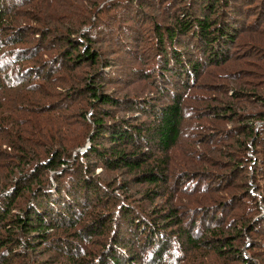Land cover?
<instances>
[{
    "label": "rangeland",
    "instance_id": "rangeland-1",
    "mask_svg": "<svg viewBox=\"0 0 264 264\" xmlns=\"http://www.w3.org/2000/svg\"><path fill=\"white\" fill-rule=\"evenodd\" d=\"M7 1L10 2L6 8L4 7L5 12L11 13L16 8H18L19 12L18 17H13L15 20L13 22L16 24L14 28H8L5 24H0V43L6 37H14V29L20 32L28 27H33V24H35V35L31 36L35 42L30 44L32 46L35 43V47L30 56L32 57L31 59L17 62L18 58L28 57V54H23L21 51L24 46L13 45L7 47L3 44L0 45V70L2 71V75H11V80L13 81L25 80L21 76H18L16 72L19 70L28 71L31 64L36 60L37 64L35 70H33V75H36V71L39 73L37 69L41 68L43 74L48 75V79L45 80L42 75H39L36 76L38 78L33 77L32 80L26 81L25 84L31 83L30 85L34 88L42 87L51 95L36 94V105L46 107L52 105L54 109L56 105L59 109L53 110L50 115L58 120V124H61L62 117H68L70 121L69 126L66 128L58 129L59 125L58 127L55 124L49 125L48 131L50 132V136L42 137L34 143L37 152L40 154H43L44 147L54 150L63 149V151H66V154L62 155V157H65V160L71 161L75 158L73 156L77 152L82 154L90 149L92 145L91 137L95 130L98 129L95 123L93 124L94 116L95 118L101 117L105 111H109L111 113L110 116L105 117L103 115L105 123L108 125L116 124L123 120V118L141 115L140 112L133 113L130 111L132 99L142 101L150 96L157 97L155 98V107L152 108V111H155L167 104L173 103L174 99L186 89L179 90L182 87L176 77L161 78L158 52L161 51V48L165 47L166 43L164 45L162 42L158 43V30L162 26L156 29V24L160 22L164 25L171 23L172 20L167 14L173 15L175 12L180 16L181 11L178 9L182 10V8H186L184 10L185 13L188 11L192 12L191 5L189 6L187 2H180L177 7H170L169 3L167 5L165 2H162L165 3L162 7L160 2L155 3L151 0L152 2L149 3L148 0H141L143 8L141 7L142 9H140L139 14L142 16L145 13V15L138 21L140 33L132 37L124 33L126 26L123 27V25H126L124 23L128 21L126 19L127 12L132 9H139V4L136 6L134 0H68L66 9H63V0H47L45 9H43V4L38 6V0L30 4H24L26 0ZM76 1H80V3L78 14L75 18L85 20V23H83L80 33H75V39L80 40L81 35L83 36L84 33H90L89 35H92L94 39L97 37L95 39L96 42L93 43L92 41L90 47L100 55L99 61L104 63L110 61L111 65L104 68L106 75L105 73H101L103 70L101 63L95 67L84 64L82 65L83 68L78 67L72 71L62 68L61 72H54V68L51 67L59 63H47L48 57H54L56 60L57 55L60 54L61 48L58 47L60 41L52 40V42L40 43L41 31L54 28L55 26H57V32L71 29L75 24L65 22L70 16V14L68 16H65V14L69 12V3ZM86 1L87 3L91 1L96 13H90L85 10L83 3ZM165 6L166 11L163 9ZM88 13L91 15L88 16ZM33 16L37 17L36 21L32 24L28 23V20ZM254 16L255 11H248V21H252ZM111 17L113 20H111ZM63 22H65V25L61 27ZM103 22L109 23L115 30L114 37L109 38L113 36L112 34H102L100 29ZM92 23L95 24L93 28L89 26ZM118 25H120L119 28ZM245 25L235 36V42H232L229 46L230 58L228 57L227 60L219 62V65L209 66L208 70L206 69L207 71L205 70L204 73L200 72L193 78H189V85L195 86L190 87L184 95L182 104L183 118L180 126L181 134L177 141L178 144L171 148L170 153L166 157V173L169 174V182L167 185L159 188L160 193L156 194L153 191L148 194L153 189V186H149L147 182H139L136 179L139 174H142L141 170L148 171L153 168L149 166L154 161L153 158H150L141 169L131 171L127 167L108 168L103 160L95 156H88V158L81 160L83 161L82 177L88 180L92 177L95 179V183L97 182L101 186V189H99L100 196L104 200H101L99 205L95 207L96 209H93L92 206L94 204H89V201H82L81 204L83 206L78 208L79 211L75 212V210L70 209L71 214H69L68 206L70 205V201L64 199V201L54 205L56 213L52 215V218H47L50 224L63 226L66 216H78L82 217V221H88L91 219L90 215H95V213H91L92 209L96 213L101 209H134L135 215L145 221L147 226L154 227V225H157L155 223L161 221V214H158V211L167 210L169 207H172L177 209L178 215L183 218V226L188 231L187 234H190L189 232L192 228L196 242H188L186 233L184 232V235L181 234L178 231L179 227L176 226L171 227L170 230H162L161 239H156L155 242H149L147 245L144 244L143 237L141 246H134V242L129 236L127 237L128 240L122 239L125 247L129 248V250H126L127 254L130 251L134 256L139 255L138 261L141 260L143 264H245L242 262V257L239 258L237 254L233 253L238 249L242 251V255H244L245 259L249 260L250 264H264V224L255 225L253 222L254 217L259 215L258 213H260L259 216L264 215V208L258 210L255 208L254 202L260 201V196L254 193L260 190H257V186L248 188L247 185L249 184L250 186L254 179L249 175L248 177L252 179L247 178L249 181L247 183L245 181L246 178H242V174L240 173L235 179L238 185L236 188L221 189L222 186L220 187V184L222 183V179L220 177H215L214 180H207L205 178L203 181L199 180V172L204 170L198 166L199 159H196L202 155V147H197L199 145L196 141L197 138L202 139L205 134L207 138V133L215 130L218 131V128H223L224 131H227L238 125L236 122L226 120L225 116L228 110L224 105H234L236 108L242 107L240 108L242 111L246 109L250 112L262 111L264 107V23L261 24L259 29H252L250 27L251 24L249 26ZM75 29L78 28L75 27ZM37 30H39L38 34L36 33ZM51 33L53 37H58L54 32ZM46 47H48V50H46ZM69 50L74 51L71 47H69ZM246 51L249 52L246 53ZM194 59L200 61L197 54L194 56ZM59 66H63V64ZM91 76L97 77L94 80V84L101 90L100 92L111 95L118 102L104 105L98 100L91 98L90 93L84 90L87 79ZM78 78H82V81H77ZM222 80L227 81L225 86H219V90L223 95V106L217 109L216 119L212 118L213 124L206 121L207 119L198 120L199 113L190 109L195 105V102L193 104V99L199 100L203 95L204 89H213L205 86L206 84L218 83V81ZM5 82H10V79H5ZM73 83L79 85L76 87L81 88L75 90L74 97L69 98L64 89L69 85H73ZM184 85L187 84L184 82ZM50 88L52 91H50ZM256 95L259 96L256 97ZM41 109H44V107H41ZM142 119L144 122L149 123L154 120L153 114L150 113L148 117H142ZM200 124L204 127L201 128L202 134L197 136L196 133L199 132L196 131V128ZM208 129L210 131L206 132ZM2 135H6V133H0V139ZM105 135L109 136V133ZM218 136L221 135L219 134L214 137L215 146L226 145V151L229 153H241L242 147L240 141H237L241 139L238 138L236 131L231 138H224L223 142L217 139ZM2 137L3 139H7L5 136ZM99 141L103 142V146L111 145L109 138L100 139ZM130 147L127 148V151H134ZM141 147H144L143 151L145 152L149 151L148 148H156L152 143L149 145L144 144ZM186 153L192 154L191 157L194 158L192 163H189L190 157ZM147 154L149 153L147 152ZM160 155L161 152L158 151L155 154L158 157ZM212 158L215 159V156ZM223 160L227 161L228 157H224ZM4 163L1 162V165ZM68 163L69 165L63 164L59 168L45 171L42 174V180H47V191L51 193L56 192V185L58 183L63 184L66 180H71L75 183V179L72 176H75L76 173L79 175V172H76L78 166L74 165V162ZM76 163L80 164L81 162L76 161ZM93 165L97 167L94 172L91 168ZM87 167L89 171L86 170ZM0 169L3 168L0 167ZM224 172V170H220L218 173ZM126 184L130 193L128 195L129 198L122 196V189H124L122 187ZM113 187H116L118 190L117 194L115 193L116 189L112 190L114 191L113 195L117 196L115 199L112 198V195L107 196L109 194L108 191ZM247 188L251 192H254L250 194L249 200L244 198L245 189ZM88 190L93 192L94 188ZM232 192H234L233 203L228 202L225 197ZM54 200L58 201L59 198L55 197ZM33 203L30 194L18 197L14 201L7 217L0 222V237L3 240L4 238L7 239L4 243L0 241V264H70V260L66 257L67 255L82 254L88 250H91L92 253H89L87 256L89 258L96 256L93 258V262L97 264V261L102 256V248L107 245L108 249L111 245L108 236H99L97 234L96 238H93V244H91L92 241H90L89 237H83L81 241H77L74 236L69 238V242L72 241V244H76L75 248H72L69 242L61 245L60 241H58L59 233L51 229L48 231L50 237L46 243L43 241L42 243L37 242L33 238V236H37L35 234L36 231H27L17 221V217L26 216V212L29 210L28 207L32 206ZM52 207L51 205L50 208ZM247 209L252 210H248V213H246ZM89 210L90 212H88ZM5 212L4 210L2 214H5ZM114 212H118V210H114ZM165 213L166 211L164 210L163 214ZM127 216L131 220L134 218L132 214H127ZM260 222L257 221V223ZM190 223L196 226L191 227ZM78 225V229L80 230L82 224ZM122 225H126L125 220H123ZM250 225L254 227L251 229ZM68 228H70V221L68 222ZM207 228L208 232H206ZM143 229L147 231L146 228ZM142 231L141 229L137 237L143 233ZM124 232L126 233L125 229ZM157 233L153 234L157 235ZM135 237L134 234L131 236L132 239ZM219 239L221 241L217 242ZM213 241L215 243L224 241L221 243L223 244V250H217L216 247L219 248L222 245L219 246L216 243L215 247ZM128 242L132 245L128 246ZM121 246L122 244H119L118 249L123 251L124 247ZM161 249H163V258L158 262V260H155V254Z\"/></svg>",
    "mask_w": 264,
    "mask_h": 264
},
{
    "label": "trees",
    "instance_id": "trees-1",
    "mask_svg": "<svg viewBox=\"0 0 264 264\" xmlns=\"http://www.w3.org/2000/svg\"><path fill=\"white\" fill-rule=\"evenodd\" d=\"M46 1L47 0H38V6L43 4V9H45ZM80 1L69 3V12H66L65 14V16L70 14L65 22L74 23V27L72 26L71 29L66 31L62 30V32H57V26L41 31L40 43H48L52 42V40L60 41L58 43V47L61 48L60 54L57 55L56 60L54 57H48L47 63H59L58 65L51 66L54 68V72H61L63 70L62 68L72 71L78 67L83 68L82 65L84 64L95 67L101 63V66L103 67L101 73H105L106 75L104 68L111 65L110 61L107 63L99 61L100 55L90 47L91 42L93 41V43H95V39L97 37L94 39L88 32L89 34L84 33L83 36L81 35L80 40L75 39V33H80L82 25L85 23V20L75 18L78 14ZM91 1L89 3H87V1L83 3L85 5V10L90 13H96ZM140 1L141 0H134L136 6L139 4V9L129 10L126 18L128 21L124 23L126 25H123V27L126 26L124 33L132 37H134L133 35L140 33L138 21H140L142 16L145 15V13L142 16L139 14L140 9L143 8V4ZM153 1L155 3L160 2L162 7L165 3L167 5L169 3L170 7H177L180 2H187L189 6L191 5L193 10L192 12L188 11L185 13L184 10L186 8H182V10L178 9L181 11L180 16H178L175 12L173 15L170 13L167 14L172 20L171 23L165 25L161 22L157 24L155 23L157 27L156 29L162 26L158 30V43L160 44L162 42L163 45L166 43L165 47L161 48V51L158 52L160 71L162 75L161 78H170V76L176 77L182 87L179 90L184 88L186 89L181 95L174 99L173 103L167 104L155 111H152V108L155 107V98L157 97L150 96L142 101L132 99L130 102V111L133 113L140 112L141 115L138 117L123 118V120L119 123L117 122L116 124L108 125L105 123L103 115L105 117L110 116L111 113L109 111H105L101 117L95 118L94 116L93 124L95 123L96 128L98 129L95 130L91 137L92 145L90 149L82 154L77 152V154L73 156L75 158L71 161L65 160L66 158L62 157V155L64 156L66 154V151H63V149L54 150L52 148L49 149L44 147L43 154H40L34 146V143H36L35 141H39L42 137L50 136V132L48 131L50 124H55L57 127L59 125L58 129L66 128L70 124L68 117H62L61 124H58V120H56L54 116L50 115L53 110L59 109L56 105L55 109L52 105L47 107L36 105V94L40 93L51 96L48 91L44 90L42 87L34 88L30 85L31 83L25 84L26 81H30L33 77L39 75H42L43 78L47 80L48 75L43 74L41 68L37 69L39 73L36 71V75H33V70H35L37 64L36 60L31 64L32 68L30 66L28 71L19 70L16 72L18 76H21L25 80L13 81L11 80V75L6 74L4 76L0 70V133L5 132L6 135L2 136L7 137V139H3L1 136L0 139V167L3 168L0 169V222L7 217L10 209H12L14 201H16L18 197L30 194L32 201L34 202L33 205L28 207L29 210L26 212L25 217H17V221L21 223L20 225H22V228H26L29 232L36 231L35 234H37V236H33V238L37 242L41 243L42 241L46 243L49 240L50 235L48 231L50 229L58 232V241H60L61 245L67 244L70 240L69 238H72L73 236L77 239V241H81L83 237H89V239H91L90 241H92L91 244H93V238L97 234L99 236H108V240L111 245L108 249L107 245L102 248V250H104H101L102 256L97 261V264H143L141 260L138 261L139 255L134 256V254H131L130 251H128V254L126 253V250H129V248L125 247V243L122 239L128 240V236L134 242V246H141L142 237L144 238V244L147 245L149 242H155L156 239L160 240L162 230H170L171 227L178 226V231L183 235L185 232L188 236V242L195 243L196 240L192 228L190 229V234H187L188 231H186L183 226V218L178 215L177 209L172 207H169L167 210L164 209L166 211L165 214H163L164 210L158 211V214H161V221L159 223H155L157 225H154V227L150 225L147 226L145 221L135 215L134 209H101L98 213L94 212L93 209H96L95 207L99 205L101 200H104V198L100 196L101 193L99 189H101V186L97 182L95 183V179L93 177L90 178V180L82 177L83 161L81 160L88 158V156H95L96 158L103 160L104 164L108 168L117 169L120 167H127L129 170L133 171L141 169V167H143L150 158H153L154 161L151 165H149L153 168L148 171L141 170L142 174H139L136 179L139 182H147L149 186H153V189H151L148 194L153 191L156 194L160 193L159 188L163 185H167L169 182V174L166 173V157L170 153L171 148L178 144L177 141L181 134L180 126L183 118L182 104L184 95L190 87L195 86L189 85V78H193L200 72L204 73L209 66L219 65V62L227 60L230 56L229 46L232 42H235V36L245 24H247L245 26H249L251 24L250 27L252 29H259L261 24L264 23V0ZM9 2L10 1L7 0H0V24H5L8 28H14L16 24L13 22L15 21L13 17H18L19 11L18 8H16L11 13L5 12L4 7L6 8ZM33 2H35V0H26L24 1V4H30ZM62 2L64 3L63 9H66L68 0H63ZM148 2L151 3L152 1L148 0ZM163 9L166 11V6ZM248 11H255V16L252 18V21H248L247 19ZM28 12L31 13L30 11ZM90 13L87 15H91ZM36 19L37 17L33 16L30 20H28V23H34ZM111 20H113L112 17ZM246 21H248V23H246ZM65 22L62 23L61 27H64ZM34 26L35 24H33V27L27 26L28 28L23 29L20 32H17L14 29V37H6L0 43V45L3 44L7 47L13 45L24 46L21 51L23 54H28V57L18 58V60H16L17 62H23L32 58L30 56L35 47V43L32 46L30 44L35 42L31 37L35 35ZM89 26L93 28L95 24L92 23ZM119 26L120 25H118V28ZM75 27L78 29H75ZM100 30L102 31V34L113 35L109 38L114 37L115 30L109 23L103 22ZM38 31L39 30L36 31L37 34ZM51 32H54L58 37H53ZM69 47L74 49L76 53L69 50ZM46 50H48V47H46ZM248 52L249 51H246V53ZM194 54L199 56L200 61H196L194 59ZM60 64H63V66H59ZM5 68L7 69V67ZM43 69L45 70V68ZM96 76H91L87 79V83L85 84L86 88L84 90L90 93L91 98L98 100L101 104L111 105L118 102L112 98L111 95L100 92L101 90L94 84V80L97 78ZM7 78L10 79V82L8 83L5 82V79ZM183 78H185V80H183ZM77 81L81 82L82 78H78ZM184 82L187 85H184ZM225 84H227V81L225 80L218 81V83H208L205 86L213 89H204L203 95L199 100L193 99V104L195 102V105H193L194 107H191L190 109L199 113L197 117L198 120L207 119L206 121H209V123L212 122L213 124L214 121H212V118L216 119L217 109L223 106V95L219 90V86H225ZM76 86L79 85H75V83H73V85H69L64 89L69 98L74 97L73 94L75 90L81 88ZM50 91H52L51 88ZM257 96L259 95H256V97ZM257 99L259 100V98ZM224 106H226V109L228 110L225 116L226 120L236 122L238 125L227 131H224L223 128H218V131L215 130L211 133H207V138L205 134L202 139H196L199 143L197 147H202V155L200 154L201 157L196 159H199L198 166L202 167V170H204L199 172V180L203 181L204 178L207 180H214L215 177H220L222 179V183L220 184V187L222 186L221 189L223 188L224 190H227V188H236L238 186L235 179L240 173L242 174V178H246L245 181L247 183H249L247 178H253L254 180H252L250 186L247 184L248 188L257 186V190L260 191L254 193L247 188L245 189L244 198L249 200L250 194L252 193L259 195L260 201L254 202L256 206L255 208H257V210L263 209L264 107L262 108V111L250 112L246 109L242 111L240 109L242 107L236 108L234 105ZM41 107H44V109H41ZM150 113L153 114L154 120L149 123L144 122L142 117H148ZM203 127L204 126L200 124L196 128V131L199 132L196 133L197 136L202 134L201 128ZM209 131L210 129L206 132ZM235 131L238 138L241 139L237 140L240 141V145L242 147L241 153L231 154L226 151V145H214L215 136L220 134L221 136H218L217 139L223 142L224 138H231ZM106 133H109V136H106ZM105 138H109L112 147L111 145L103 146V142L99 141L100 139L104 140ZM150 143L155 145L156 148H148L149 151L147 152L149 154H147V152L143 151L144 147L141 146H144V144L149 145ZM139 144L141 145L137 146ZM128 147L134 151H127ZM157 151L161 152L160 157L155 156ZM186 155L190 157L189 163H192L194 160V158L191 157L192 154L190 155L189 153H186ZM213 156H215V159L212 158ZM224 157H228V160L224 161ZM76 161L81 163L77 164ZM1 162L5 163L1 165ZM68 162H74V165L78 166L76 172H79V175L76 173L75 176H72L75 179V183L71 180H66L63 184L58 183L56 185V192L51 193L47 191V180H42V174L45 171L59 168L63 164L69 165ZM91 168L94 172L97 167L93 165ZM86 170L89 171L88 167ZM220 170H224L225 172L218 173ZM249 175H251L252 178L248 177ZM93 188V192L88 190ZM122 188V196L128 197L130 193L128 192L127 184ZM114 189H116V187H113L110 191H108L109 194L107 196L112 195V198L115 199L117 196L113 195L114 191L112 190ZM117 191L118 190L116 189V194ZM227 195L228 196L225 197L228 202L233 203L234 192ZM55 197L59 198V200L55 201ZM64 199L70 201V205L68 206L69 214H71L70 209L75 210V212L79 211L78 208L83 206L81 204L82 201H89V204H94L92 206L93 209L91 213H95V215H90L91 219L88 221H82V217L78 216H66V221H64L63 226L50 224L47 218H52V215L56 213L54 205L64 201ZM51 205L53 206V210L50 208ZM4 210L6 212L5 214H2ZM114 210H118V212H114ZM248 210L252 209H247L246 213H248ZM88 212H90V210ZM127 214H132V217L134 218L131 220ZM258 214L260 215V213ZM208 215L210 217L209 211ZM259 215H256L258 218L255 216L253 219L255 225L264 224V215ZM123 220L126 221V225H122ZM69 221L70 228H68ZM257 221L261 222L257 223ZM78 224H82V228L80 230L78 229ZM189 225L191 227L196 226L193 223H190ZM142 227L146 228L147 231H145ZM252 227L254 226L250 225L251 229ZM123 228L126 230V233ZM141 229L143 230V233L137 237ZM208 231L209 230L207 228L206 232ZM153 233H157V235H154ZM133 234L136 237L132 239L131 236H133ZM200 236L203 237L202 235ZM0 241L4 243L7 239L4 238L3 240V238L0 237ZM219 241H221V239L217 242ZM71 242H69V244L72 248H75L76 244H72ZM213 242L215 243V241ZM221 243H217L219 246L222 245L219 248L216 247L217 250H223V244ZM119 244H122L121 247H124V249L122 248L123 251L118 249ZM131 245L132 244L128 242V246ZM89 253H92V251L88 250L82 254L76 253L71 254V256L67 255L66 257L70 260V264H95L93 262V258L96 256L89 258L87 256ZM233 253L237 254V257L239 258L242 257V262L245 264H250L249 260L245 259L244 255H242V251L236 249ZM162 258L163 249L155 254V260H158V262Z\"/></svg>",
    "mask_w": 264,
    "mask_h": 264
},
{
    "label": "water",
    "instance_id": "water-1",
    "mask_svg": "<svg viewBox=\"0 0 264 264\" xmlns=\"http://www.w3.org/2000/svg\"><path fill=\"white\" fill-rule=\"evenodd\" d=\"M85 150V149H84Z\"/></svg>",
    "mask_w": 264,
    "mask_h": 264
}]
</instances>
